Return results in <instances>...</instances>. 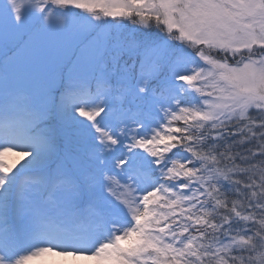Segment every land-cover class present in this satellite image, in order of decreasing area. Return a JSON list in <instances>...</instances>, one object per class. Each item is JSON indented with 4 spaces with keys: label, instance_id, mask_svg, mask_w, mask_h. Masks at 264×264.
<instances>
[{
    "label": "snow or ice",
    "instance_id": "snow-or-ice-1",
    "mask_svg": "<svg viewBox=\"0 0 264 264\" xmlns=\"http://www.w3.org/2000/svg\"><path fill=\"white\" fill-rule=\"evenodd\" d=\"M264 264V0H0V264Z\"/></svg>",
    "mask_w": 264,
    "mask_h": 264
},
{
    "label": "rangeland",
    "instance_id": "rangeland-1",
    "mask_svg": "<svg viewBox=\"0 0 264 264\" xmlns=\"http://www.w3.org/2000/svg\"><path fill=\"white\" fill-rule=\"evenodd\" d=\"M32 264H40L39 261H33Z\"/></svg>",
    "mask_w": 264,
    "mask_h": 264
}]
</instances>
